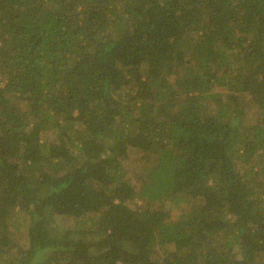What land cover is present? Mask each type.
Instances as JSON below:
<instances>
[{
    "label": "trees",
    "instance_id": "1",
    "mask_svg": "<svg viewBox=\"0 0 264 264\" xmlns=\"http://www.w3.org/2000/svg\"><path fill=\"white\" fill-rule=\"evenodd\" d=\"M0 264H264V0H0Z\"/></svg>",
    "mask_w": 264,
    "mask_h": 264
},
{
    "label": "rangeland",
    "instance_id": "2",
    "mask_svg": "<svg viewBox=\"0 0 264 264\" xmlns=\"http://www.w3.org/2000/svg\"><path fill=\"white\" fill-rule=\"evenodd\" d=\"M182 199L180 202H170L169 208L171 210L172 215L175 218L180 217L183 213L188 212L190 206L192 205V201L190 199ZM88 216H81L78 218L80 222H77V218H71V217H61L58 219L59 224L65 227L69 228H76L84 224L83 221L88 220L89 223L91 221L87 218ZM30 217L27 212H24L22 210H18L15 215V223L17 226V231H16V236L20 238V242L22 244H27L28 243V225H29Z\"/></svg>",
    "mask_w": 264,
    "mask_h": 264
}]
</instances>
